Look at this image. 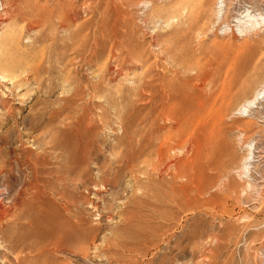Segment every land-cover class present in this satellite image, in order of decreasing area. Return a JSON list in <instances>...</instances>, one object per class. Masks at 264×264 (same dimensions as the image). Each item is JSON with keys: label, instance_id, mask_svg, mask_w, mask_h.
<instances>
[{"label": "rangeland", "instance_id": "374dc122", "mask_svg": "<svg viewBox=\"0 0 264 264\" xmlns=\"http://www.w3.org/2000/svg\"><path fill=\"white\" fill-rule=\"evenodd\" d=\"M165 109L180 148L102 186ZM1 147L46 165L0 177V264H264V0H0Z\"/></svg>", "mask_w": 264, "mask_h": 264}, {"label": "bare ground", "instance_id": "6f19581e", "mask_svg": "<svg viewBox=\"0 0 264 264\" xmlns=\"http://www.w3.org/2000/svg\"><path fill=\"white\" fill-rule=\"evenodd\" d=\"M251 55V54H249ZM252 57V56H251ZM261 57V56H260ZM250 58V57H249ZM242 62V61H241ZM7 64V63H6ZM238 64V63H237ZM247 65V64H246ZM248 67V66H247ZM251 66H249L250 68ZM139 68V67H138ZM252 70L255 69V65L251 67ZM7 69V68H6ZM244 69V68H243ZM246 71H243L245 73H247V68H245ZM240 73H242L241 71H239ZM250 72V69H249ZM235 74V73H234ZM243 74V73H242ZM249 74V73H248ZM241 75V74H240ZM237 76V77H236ZM236 78H239L238 75H236ZM243 76V75H241ZM233 79V78H232ZM235 79V78H234ZM240 79V78H239ZM241 80V79H240ZM236 82V81H235ZM171 88V87H170ZM156 89V88H155ZM154 89V90H155ZM153 91V90H152ZM159 94V93H158ZM259 95H261L260 93L254 97V100L259 99ZM153 97V96H152ZM163 98V97H162ZM166 98V97H165ZM167 99H162L161 103L162 106H166L167 105ZM188 100V99H187ZM253 100V99H252ZM254 100L252 102H254ZM155 101V100H154ZM251 101V100H250ZM181 102V101H180ZM252 102H249V105L252 104ZM247 103V102H246ZM248 105V104H247ZM157 107V106H156ZM155 107V108H156ZM1 108L6 109V106L3 105ZM173 109V108H172ZM9 110V109H8ZM168 110V109H167ZM162 111V110H161ZM166 111V109H165ZM171 111V110H170ZM173 111V110H172ZM8 113V112H7ZM156 114V113H155ZM154 114V115H155ZM163 114V115H162ZM162 116H158L156 119V121H154L155 119H153L152 123H151V140L150 139H142L139 141H135L134 143V137L136 136V134H133L131 136V139L127 142V144L125 145V150L123 151V153L117 155L116 161L113 164H116V167L114 165V169L111 171H114V177H112V180H108V179H104L105 176V172L102 168L98 169V172L101 174V184L104 187H110L111 189L116 188V186H118L119 184V177L121 179V176L123 175H128L130 176L131 179L137 180V175L138 174H146L149 171V168L151 167V170L154 171L156 168V165L152 163V159L151 162L147 159L150 156H155V160H157V163L159 165L162 164V162L164 161V159L167 157V155L175 149L180 148L179 145H169L168 142H170L171 137H170V132L174 129H177V122L175 120L179 119V118H175L174 116L175 114H170L169 112H165L162 113ZM158 115V113H157ZM180 115V114H179ZM191 116V115H190ZM152 117H156V116H152ZM182 119V118H180ZM186 120V119H185ZM179 121V120H178ZM182 121V120H181ZM166 122L170 123L169 125H166ZM214 122V121H213ZM181 124V122H180ZM213 124V123H212ZM216 124V123H215ZM211 126V124H210ZM180 127V126H179ZM203 128V127H202ZM206 129V128H205ZM209 130V128H208ZM207 130V131H208ZM183 131V130H182ZM179 132V130H178ZM213 132V131H211ZM210 132V134H211ZM199 133V132H198ZM209 133V132H207ZM207 133H203L202 134V139L201 142L199 143V145H197L196 147V151L195 154L193 155V157L190 160V164L188 168L182 167V169H180V174L185 175L187 178H189L190 180H194L197 179L198 180V186L201 187L200 185V174H201V170L202 168L199 166V159H200V150H207V149H211L213 147V145L216 143L217 139H218V135H209ZM216 133V132H215ZM222 135V134H221ZM163 138V140H162ZM173 138V137H172ZM137 139V138H136ZM161 139V140H160ZM159 141L160 143L158 145H156L155 143ZM173 142V141H172ZM198 144V143H197ZM4 146V145H2ZM194 146V145H193ZM220 148V147H219ZM222 148V147H221ZM218 149V148H217ZM216 149V150H217ZM9 150V149H8ZM213 150V149H212ZM204 154V152H202ZM208 153V151H207ZM206 154V153H205ZM23 156H21V158L19 157H15L10 151H7L6 148L1 147L0 149V177H3L6 179V181L9 179L10 177V173L13 169V167H20V166H25L27 169H31L33 166L34 168L36 167L35 164L37 163V165L39 166H43L45 161H40V162H35L36 160H34L35 163H30L28 159H26V157L28 156L25 152L22 154ZM89 155V154H88ZM202 155V154H201ZM203 156V155H202ZM30 158V157H29ZM32 160V159H31ZM30 160V161H31ZM63 160V159H62ZM114 160V159H113ZM154 161V160H153ZM77 162H75L74 164H76ZM34 164V165H33ZM46 165V163H45ZM155 165V166H154ZM76 166V165H75ZM78 166V165H77ZM80 166V165H79ZM186 166V165H185ZM179 167V166H178ZM77 168V167H76ZM163 168V167H162ZM33 169V168H32ZM36 169V168H35ZM71 169V168H70ZM106 169V168H104ZM97 170V169H96ZM108 170H110V168H108ZM159 170V169H158ZM178 170V169H177ZM73 171H76L74 168L73 170H70V174H68V172H65L63 175V177H61L64 180H71L72 174L74 173ZM106 171V170H105ZM161 171V170H160ZM178 171V172H179ZM84 172V170H83ZM158 172V171H157ZM96 174V173H95ZM112 174V172H111ZM178 174V173H177ZM157 175V174H156ZM77 176V175H76ZM75 176V177H76ZM182 176V175H181ZM80 178V177H79ZM149 178V175H148ZM75 180V178H74ZM80 180V179H79ZM78 180V181H79ZM86 181V180H85ZM150 181V180H149ZM88 182V181H87ZM86 182V183H87ZM99 183V182H98ZM196 183V182H195ZM148 184V183H146ZM154 184V182H153ZM197 185V184H195ZM198 187V189H199ZM197 189V187H196ZM145 192V191H144ZM149 194V193H148ZM187 202L189 201V199L186 200ZM140 202V201H139ZM123 242V241H122ZM122 245V244H121ZM122 247V246H120ZM126 247V246H125ZM130 249V248H129ZM129 249L127 248V250L129 251ZM124 251H127L125 248H123Z\"/></svg>", "mask_w": 264, "mask_h": 264}]
</instances>
